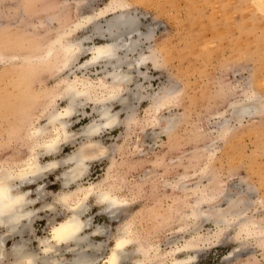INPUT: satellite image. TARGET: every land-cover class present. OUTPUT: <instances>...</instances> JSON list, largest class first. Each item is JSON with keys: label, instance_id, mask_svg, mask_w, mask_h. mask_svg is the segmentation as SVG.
I'll return each instance as SVG.
<instances>
[{"label": "rangeland", "instance_id": "rangeland-1", "mask_svg": "<svg viewBox=\"0 0 264 264\" xmlns=\"http://www.w3.org/2000/svg\"><path fill=\"white\" fill-rule=\"evenodd\" d=\"M125 1L128 6L124 12H108L97 17L96 22L104 26V20L113 15L128 13L134 16L138 31L143 35L149 33L150 38L146 41L142 36V46L130 57H137L140 51L148 55L150 47L158 64L154 67L146 62L141 66L142 74L131 71L132 83H140V95L143 96L132 101L138 123L127 132L124 125L105 130L100 138L110 149V159L92 161L83 183L99 181L113 162L111 175L115 181L118 178L116 182L120 186L117 194L127 198L129 204L119 219L122 223L131 222L137 235L146 237V241L157 244L161 250H169L176 241L182 244L194 228L190 220L179 222L177 218L181 213H188V207L183 204L194 199L190 196L183 201L182 194L171 188L170 183L183 175L189 187L196 183L203 188L208 185L218 187L232 198L240 192L238 196L248 201L246 215L254 217L264 235V12L255 5V0ZM110 2L0 0V54L4 57L0 58V166L20 162L29 155L27 132L34 124L45 123L43 115L48 111L45 103L66 73L57 71L50 62L30 64L23 58L43 57L57 35L66 32L82 17L96 16ZM90 31L87 25L71 37L75 40L91 37ZM135 33L132 37L138 40L140 33ZM103 42L102 38L93 36L84 45ZM87 58V54L82 55L75 66ZM96 69L97 73L94 72ZM101 70L100 66L90 67L88 74L95 78V74L102 75ZM143 76L147 77L143 79ZM170 85L176 87L178 100L161 115L172 118L176 126L164 135L161 126L150 123L149 100L145 96ZM55 103L64 105L60 100ZM244 104H250V111L235 119L236 108ZM254 105L258 110L253 109ZM119 109L118 104H114L113 110ZM79 111L72 119L73 131H78L92 119ZM85 111L92 114L90 104ZM124 116L122 114L121 119ZM30 121L34 124L28 125ZM224 121L229 123L226 124L229 132L220 139L218 126ZM207 146L215 153L207 165L209 172L201 175L200 170L206 166L203 159ZM74 149L75 145L62 144L57 157ZM49 159L41 157L40 160ZM61 172V169L53 170L37 185L27 187L35 190L38 185L44 186L45 202L55 205L54 211H41L33 217V229L23 237L31 250L37 251L36 236L48 235L49 222L52 219L60 221L66 214L54 201V195L61 190ZM90 205L87 217H92L93 226L105 230L103 235L90 238L96 245H102V250L96 252V256L102 258L113 244L120 222L100 213L92 202ZM220 206L225 208L226 201H221ZM124 214H127L126 220H123ZM214 229L211 223H204L199 232L210 234ZM237 229L234 224L218 242L207 245L198 260L191 264H264L261 238L238 237ZM19 239H7V259H11L12 243ZM65 250L62 247L60 253L67 260L71 259L72 253Z\"/></svg>", "mask_w": 264, "mask_h": 264}, {"label": "bare ground", "instance_id": "bare-ground-1", "mask_svg": "<svg viewBox=\"0 0 264 264\" xmlns=\"http://www.w3.org/2000/svg\"><path fill=\"white\" fill-rule=\"evenodd\" d=\"M255 3L259 10L264 12V0H255ZM127 6L125 0H111L110 5L98 11L96 16L91 14L82 17L66 32L57 35L45 55L41 53L43 57L40 55L35 60L30 57L23 58L30 64L34 61L50 62L56 66L57 71L66 73L55 86L49 101L45 103L44 107L48 109V111L44 109L45 123L36 125L33 123L34 126H31L27 132V140L30 143L29 155L20 162L0 166V264H191L198 260L199 254L207 245L218 242L225 231L234 224L238 228V237L261 238L259 240L264 246L263 231L254 217L246 215L248 201L238 196L240 192H237L236 198H232L217 186L211 188L212 186L208 185L210 187L208 189V186L198 187L196 183L195 186L189 187L184 181L186 176H179L177 181L170 183L171 188L177 189L182 194L183 201L190 196L194 199L191 203L185 199L187 203L183 205L188 207V213H181L177 218L179 222L190 220L194 228L189 238L184 239L182 244H177L176 241L169 250H161L157 244L146 241L144 239L146 237L137 235L136 230L134 231L130 225L131 222L122 223L119 219L120 214L125 213L129 204L127 198L117 194L120 186L116 182L118 178H115V181L111 175L113 162L99 181L83 183L88 176L92 161L110 159L108 155L110 149L101 143L100 138L105 130L124 125L127 132L131 130V126L138 123L132 101L143 96L140 95V83H132L131 71L141 73V66L146 62L152 63L154 67L158 64L155 53L150 47H148V55L140 51L141 53L137 52V57H130L142 46L140 42L142 36L146 41L150 38L149 33L143 35L138 31V22L134 16L128 13L113 15L104 20V26L96 22L97 17H103L108 12H124ZM87 25L91 29L90 33L102 38L103 43H93L86 47L84 42L91 41L93 36H85L78 40L71 37L75 31ZM135 32L140 33L138 40L132 37ZM84 54H87L88 58L84 63L75 66ZM0 58L4 57L0 54ZM95 66L101 67L102 75L95 74L97 77L91 78L88 70ZM94 72L97 73L98 70ZM146 77L143 76V79ZM132 84L134 89L131 88ZM177 95L176 87L170 85L145 96L149 100L147 114L151 116L150 123L161 126L164 135H168L176 125L172 118L161 115V112L168 110L178 100ZM55 100L63 101V107L58 106ZM87 104L91 105L92 114L85 111ZM114 104H118L120 109L113 110ZM245 104L236 108L235 119L250 111L251 103ZM252 107L257 109L256 105ZM78 111L92 119L78 131H73L72 119ZM122 114L125 115L123 119L120 117ZM31 122L28 125H33ZM226 124L229 125L225 121L219 123L217 132L219 137H217L220 139L229 132ZM62 144L75 145V149L58 158ZM206 151L205 160L203 159L206 166L200 170L201 175L206 173L207 165L215 153L214 150H209V147ZM41 157L50 159L41 162ZM57 169L62 170L61 190L54 195V201L66 214L60 221L52 219L49 222L48 235L36 236L34 240L37 242V251L31 250L27 247V239L23 237L32 231L33 217L41 211H54L55 205L45 202L44 186L38 185L35 190H29L27 187L37 185L47 174ZM122 180L118 181L122 184ZM198 182L200 184V181ZM32 195L35 197L33 198ZM221 201H226L225 208L220 206ZM90 202L99 208L100 213L107 214L113 221L120 222L113 237V244L102 258L96 256L102 245H96L97 243L90 238L103 235L105 230L101 226H93L92 217H87L91 210ZM37 204L41 205L37 207ZM126 218L127 214H124L123 220ZM204 223H211L215 229L212 232L209 230L210 234L199 232V228L201 229ZM14 237L20 239L12 243L11 259H7L5 243L7 239ZM62 247L72 253L71 259L67 260L63 257L60 253ZM181 254L184 256H179Z\"/></svg>", "mask_w": 264, "mask_h": 264}]
</instances>
